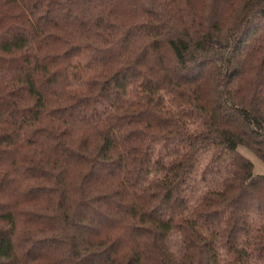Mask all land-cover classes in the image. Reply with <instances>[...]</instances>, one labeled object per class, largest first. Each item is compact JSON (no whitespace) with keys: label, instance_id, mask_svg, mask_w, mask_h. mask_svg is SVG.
Returning <instances> with one entry per match:
<instances>
[{"label":"trees","instance_id":"trees-1","mask_svg":"<svg viewBox=\"0 0 264 264\" xmlns=\"http://www.w3.org/2000/svg\"><path fill=\"white\" fill-rule=\"evenodd\" d=\"M239 146L264 163V0H0V264H264ZM208 149L228 172L186 216Z\"/></svg>","mask_w":264,"mask_h":264},{"label":"rangeland","instance_id":"rangeland-1","mask_svg":"<svg viewBox=\"0 0 264 264\" xmlns=\"http://www.w3.org/2000/svg\"><path fill=\"white\" fill-rule=\"evenodd\" d=\"M90 102H81L72 115L70 119L73 121H80L82 123L87 122L92 114L89 111ZM164 109H168L174 113L183 123L189 126L191 129L199 128L195 123L190 122V120L186 117L185 112L178 109L174 103L171 102L170 98L165 96L163 99ZM105 117L103 116V119ZM159 129L155 131L158 132ZM147 136L137 135L131 137V142L135 145H144L147 142ZM178 145L173 144L172 142L164 141L162 138H157L156 140H152L149 143V149L151 151V165L156 166L155 163L157 161H161L163 163L167 162L172 158L173 150ZM239 152L247 157L252 162V171L257 174H264V163L261 162L253 153L244 148L243 146L238 147ZM230 163V157L228 154H222L219 157L214 158L212 156V149H208L202 153L195 159V166L190 178V185L186 190V195L189 200V206L185 212V215L188 216V212L193 208L194 205L198 203L200 198L204 193L208 190L220 189L222 187V181L225 175L228 172V166ZM152 175V174H151ZM250 223L252 228H256L259 226L260 222L257 218L251 217ZM205 233L207 231L204 230ZM181 238L180 236L173 232L167 240V246L171 249L176 255H179L181 248ZM221 254H224L220 251Z\"/></svg>","mask_w":264,"mask_h":264}]
</instances>
